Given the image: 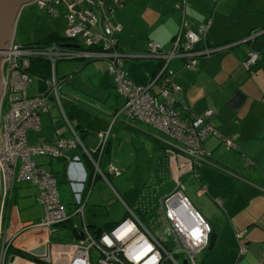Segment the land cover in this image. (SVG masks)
I'll return each instance as SVG.
<instances>
[{"label":"built area","instance_id":"1","mask_svg":"<svg viewBox=\"0 0 264 264\" xmlns=\"http://www.w3.org/2000/svg\"><path fill=\"white\" fill-rule=\"evenodd\" d=\"M34 2L46 8L51 16L64 14L67 25L64 36L77 46L67 47L56 42L47 46H27L19 45L14 40L10 43L8 57H2L0 61V76L4 84L2 106L8 100L6 113L0 114V173L6 193L20 181L31 182L38 188V199L44 208V216L39 222L28 224V228L46 229L53 234L73 216L81 217L82 225L78 230L81 237L59 242H52L49 238L45 258L49 264L194 263L197 255L208 246L211 227L192 207L179 180H176L171 192L158 199L161 219L173 243L172 247H168L129 207L126 209L127 216L109 229L94 231L85 222V207L96 178L101 175L109 181L100 166V156L106 149L111 131L102 134L103 140L98 148L99 159H94L68 118L63 99L74 97L62 93L67 78L57 76V63L68 59L107 60L114 86L124 97V104L117 110L116 119L124 115L161 131L172 140L171 143L161 140L166 146L187 155L192 166H200L211 155L204 148L209 135L218 136L226 149L236 148V135H222L219 132L211 122L215 113L213 109H206L201 114L186 112L187 119L184 118L182 110L186 111V108L181 100L182 87L173 79L170 62L179 58L185 68L193 69L198 59L227 51L240 41L209 46L205 44L209 23L191 29L183 19L168 49L156 41L147 42L143 55L156 59L159 64L155 75L147 84L141 85L134 82L124 70L123 61L136 55L119 50L120 26H112L107 15L82 7L74 0ZM176 6L184 14V5L177 3ZM261 32L264 29L252 33L247 40ZM36 57H44L51 62V75L42 78L38 89H33V93L29 94V87L33 88L36 78L28 69L31 58ZM258 59V51L252 50L242 65L250 70ZM51 101L62 112L65 127L55 129L49 142H31L29 133L42 129V116L50 110ZM65 131H69L72 137L66 136ZM78 147L92 161L94 172L89 186L72 183L74 209L70 212L62 201L57 176L54 171L39 163L37 157L64 158L74 163L78 157L70 156L69 151ZM108 171L112 175L120 174L119 169L113 165L108 167ZM200 191H206L205 185H201ZM215 201L220 203L218 198ZM5 237L1 240L0 230V264H5L9 256V241ZM92 251L99 256L97 263ZM244 251L245 246H240L239 252Z\"/></svg>","mask_w":264,"mask_h":264},{"label":"crops","instance_id":"2","mask_svg":"<svg viewBox=\"0 0 264 264\" xmlns=\"http://www.w3.org/2000/svg\"><path fill=\"white\" fill-rule=\"evenodd\" d=\"M74 1L79 4L82 2L86 7H94L88 0ZM106 1L109 5L104 14L109 18V23L114 27L120 26L119 50L136 55L128 60H138L137 63L130 62L127 66L129 77L138 84L140 78L148 82L158 65L156 59L143 55L147 40L156 41L161 47L168 49L173 37L180 30L183 19L189 23L191 29L202 23H209L207 40L212 44L240 41L227 51L198 59L197 66L193 69L185 68L179 58L171 60L173 79L182 87L181 100L186 108V111L182 110L184 118L187 119L186 112L201 114L206 109H213L215 113L211 118L212 124L222 135L235 134L237 148L226 150L218 136L209 135L204 148L211 155L208 162L202 163L199 167L200 178L197 179L192 172L191 159L187 155L172 147H166L159 138L154 137L161 150H164L154 164L160 181L159 188H164L157 199L171 192L176 180L182 183L183 178L185 184L182 183V189L192 207L209 223L211 232L215 233L213 246L210 249L207 246L201 251L192 264H264V32L247 40L253 31L264 29V0ZM177 3L184 5V14L182 9L176 6ZM129 4L136 5L137 8L123 16ZM52 33L63 36L57 28L50 32ZM138 35L142 36L143 42ZM252 50L258 51L259 59L251 71H247L242 62ZM147 58L153 61L145 60ZM92 62L73 64L74 70L65 72L62 76H59L57 69V76L63 79L69 78L72 74V78L75 79L77 74H82L86 68L92 67ZM102 77L105 78L104 81L107 80L106 91L110 86L115 88L113 77L106 66ZM35 78L38 80V86L33 84V89L37 90L40 81L37 76ZM74 85H78L77 82ZM79 85L76 86L78 91L83 89L86 93H91L81 86L82 80ZM95 111L103 115H99L94 126L89 125L86 120L77 118L75 113L67 111L72 124L81 133L84 145L92 153L98 151L102 134L108 129L112 131L116 125L111 126V114L108 112L101 109ZM125 125L134 128L129 124ZM51 126V133L43 141L34 142L51 141L55 129L64 128L65 124L54 122ZM65 135L72 137L69 131H65ZM111 145L113 142L110 136L107 147L110 148ZM69 155L78 157L77 161L70 163L66 159L51 158V170L55 172L57 179L56 171L65 170L66 182L70 188L72 183H81L87 187L94 172L92 161L84 157L86 154L81 147L70 150ZM94 155L98 157L97 154ZM104 156L105 154L101 163ZM81 157L86 159L88 169L80 161ZM55 161H58V168L53 166ZM58 181L60 185V179ZM28 184L36 187L31 182ZM201 185H205L206 191H200ZM16 187L14 185L13 189ZM217 198L220 199V203L215 201ZM36 200L40 203L38 195ZM66 205L72 212L73 201ZM124 206L126 209L129 207L126 204ZM4 210L5 218L3 219L2 215L0 230L4 226V232L12 241L13 247L28 252L44 244L47 246L52 233L46 229L28 228V224L37 222L22 218L13 197L9 198ZM74 217L59 227V231L69 235L71 239L76 238L77 231L82 225V219L81 225H78L74 223ZM88 225L92 226L94 231L100 229L92 224ZM146 225L150 228L149 223ZM159 225L162 230L159 227L158 234L153 232L167 243L165 237L168 238V234L161 218ZM240 246H245L243 253L239 252ZM12 264L37 263H33L30 258L17 255Z\"/></svg>","mask_w":264,"mask_h":264},{"label":"rangeland","instance_id":"3","mask_svg":"<svg viewBox=\"0 0 264 264\" xmlns=\"http://www.w3.org/2000/svg\"><path fill=\"white\" fill-rule=\"evenodd\" d=\"M80 4H82V2H80ZM82 6L86 7L84 3ZM136 8V5L129 4L128 8L123 12V16H126L128 12H133ZM55 28L60 30L63 36L66 35L67 25L64 14L51 16L46 8L40 7L35 2L27 4L18 16L14 30V42L19 45L37 42L49 35ZM138 38L143 42L142 36L138 35ZM148 41L149 40H147V42ZM153 59L147 58L145 60L153 61ZM137 61L130 59L123 61L124 70L127 74L128 64H130V62L137 63ZM84 62H86L84 59L59 61L57 63L59 76L64 75L65 72L73 71V64L82 65ZM91 65L92 67L86 68L85 72L82 74H77L75 79L72 78L73 75L70 74L62 87L63 94H69L74 97L73 99H63V105L66 111L75 113L77 118L86 120L89 125L94 126L97 123L99 115H103L97 113L95 110L101 109L111 114V126L113 127L116 124L111 131L113 145L110 146L108 152H105L103 163H101V168L107 174L109 181L101 175L95 180L85 207L86 223L92 224L96 226V228L98 227L102 230L109 229L127 216L124 206V204H126L137 214L142 222L145 224L149 223L151 230L158 234L159 231H157V229L160 227L161 213L159 211V201L157 198L164 191V188H159L158 184L160 181L154 164L158 155L164 153V150H161L162 148H160L154 137L166 143H171L172 140L161 131L133 118L120 115L116 119L117 109H120L124 104V97L116 88L111 86L109 89L107 88L108 91H106L105 83L107 80L104 81L105 78L102 77V72L105 66L108 69V62L107 60L97 59L93 60ZM106 71L105 69V72ZM108 76L110 77V75ZM77 77H79L78 80H76ZM81 80L83 84L81 86L91 93H86L83 89H80L81 91L76 89V86H80ZM76 82L78 85H74ZM146 82L147 81H142L140 78V84H145ZM34 85L38 86L37 79ZM32 93L33 88L30 86L29 94ZM84 103H86V105H84ZM7 108L8 100L6 99L2 106V115L6 113ZM70 117L71 116H69V118ZM69 120L72 123L71 118ZM54 122L55 124H65L59 107L54 101H51L50 110L42 116V130L30 132L29 140L31 142L35 140L43 141L44 138L51 133V125H53ZM124 123L134 128L126 126ZM107 131H109V129ZM101 142L102 138L99 140L98 146ZM84 157L86 159L89 158L87 155ZM85 158L81 157L80 161L88 169ZM37 160L46 169L51 170V158L49 156H38ZM57 162L58 161L53 162L55 168H58ZM110 165L117 167L120 174H109L108 167ZM175 167L177 168V166ZM20 182L15 183L17 186L15 190L12 188L11 191L6 193L3 178L0 173V220L2 214L5 213V203L10 197H13L22 214V218L24 220L32 219L38 222L40 217L44 215L43 206L36 200L39 191L37 187L29 186L28 183L30 182ZM182 183L185 184L183 178ZM87 186H89V182ZM59 189L64 203L73 201L74 197L68 182L65 181L61 183ZM74 223L81 225V217L75 215ZM160 229L162 230V227H160ZM5 235L4 226H2L1 240ZM168 238L165 237V241L167 242L165 244L168 247H172L173 243L170 241L169 236ZM5 239L9 241V246H12V241H10L7 236ZM51 240L52 242H59L71 241L73 239H71L69 235L62 233V231H58L52 234ZM20 251L26 253L27 256L24 254L18 256L29 258L30 255L27 251ZM92 255L94 256L95 263H97L99 259L98 254L92 251ZM10 258L11 255L6 258L5 264L10 263Z\"/></svg>","mask_w":264,"mask_h":264},{"label":"water","instance_id":"4","mask_svg":"<svg viewBox=\"0 0 264 264\" xmlns=\"http://www.w3.org/2000/svg\"><path fill=\"white\" fill-rule=\"evenodd\" d=\"M35 0H0V61L2 57H8V47L14 39V30L15 25L20 15L22 9L30 3H33ZM71 2V0H68ZM94 7H91L93 10L100 12L106 11L109 3L106 0H88ZM90 8V7H89ZM64 46H77L74 43H65ZM4 92V84L0 76V107L1 101ZM216 235L211 232L209 235L208 248L210 249L215 241ZM29 258L33 263L37 264H49L47 259V246L46 244L41 245L40 247H35L28 251ZM17 255L13 254L10 258V264H12ZM184 264H187L184 262Z\"/></svg>","mask_w":264,"mask_h":264},{"label":"trees","instance_id":"5","mask_svg":"<svg viewBox=\"0 0 264 264\" xmlns=\"http://www.w3.org/2000/svg\"><path fill=\"white\" fill-rule=\"evenodd\" d=\"M260 30H262V29H260ZM260 30H258V31H260ZM253 32H255V31H253ZM70 41H71V39H69V38H67V37H65V36H60V35H58V34H56V33H52V34H49V35H47L45 38H43V39H41V40H39V41H37V42H33V43H30V44H27V46L28 45H32V44H36V45H39V46H47V45H50V44H52V43H54V42H56V43H58L59 45H64L65 43H70ZM230 42H234V41H230ZM225 43H228V42H224V43H220V44H225ZM205 44H207V45H209V46H214V45H220V44H212V43H210V42H208V40H207V38H206V41H205ZM202 45V44H201ZM248 55V54H247ZM247 57V56H246ZM159 64V63H158ZM157 67H158V65H157ZM254 67V66H253ZM252 67V68H253ZM251 68V69H252ZM251 69L250 70H247V71H251ZM29 72L32 74V75H34V76H37L38 78H39V81L42 79V78H47L48 76H50L51 75V62L49 61V60H47L46 58H44V57H36V58H31V65H30V67H29ZM157 72V68H156V70L154 71V73L152 74V76L153 75H155V73ZM151 76V77H152ZM150 77V78H151ZM118 110V109H117ZM67 115H68V118H69V114L67 113ZM212 118V117H211ZM70 119V118H69ZM73 125V124H72ZM74 126V125H73ZM74 128H75V130L77 131V133L79 134V136H80V138L82 139V137H81V133H79L78 132V130H77V128L74 126ZM164 144V143H163ZM107 145H108V142H107ZM165 145V144H164ZM166 146V145H165ZM236 148H237V146H236ZM236 148H234V149H236ZM108 149H109V147H107L106 146V149H105V151L103 152V154L100 156V166H101V159H102V157H103V155L105 154V152H107L108 151ZM226 150H231V149H226ZM94 154H97L98 155V157L96 156V155H94ZM92 157L94 158V159H99V153H98V151L96 152V153H92ZM58 159H60V160H62V159H64V158H56V160H58ZM53 160H55V159H53ZM65 160V159H64ZM208 162V161H207ZM204 163V162H203ZM202 165V164H201ZM200 165V166H201ZM200 166H192V172H193V174L194 175H196L195 177L197 178V179H199L200 178V174H199V167ZM94 170V169H93ZM55 173V172H54ZM56 174L58 175V179H60V182L61 183H63V182H65L66 181V177H67V175H66V171L64 170H62V171H60V170H57L56 171ZM97 179V178H96ZM6 204H7V202L5 203V207H6ZM3 215V219L5 218V213H3L2 214ZM70 221V220H69ZM68 221V222H69ZM66 223H64V224H62V225H65ZM91 228H93L92 226H90ZM94 230V229H93ZM102 229H98V231H101ZM76 237H81V235H79V231H77V236ZM11 254H15V255H25V256H27V254L26 253H24V252H22V251H20L19 249H17V248H15V247H13V246H9V248H8V255H11Z\"/></svg>","mask_w":264,"mask_h":264},{"label":"flooded vegetation","instance_id":"6","mask_svg":"<svg viewBox=\"0 0 264 264\" xmlns=\"http://www.w3.org/2000/svg\"><path fill=\"white\" fill-rule=\"evenodd\" d=\"M2 102V101H1ZM1 112H2V103H1V107H0V114H1Z\"/></svg>","mask_w":264,"mask_h":264}]
</instances>
